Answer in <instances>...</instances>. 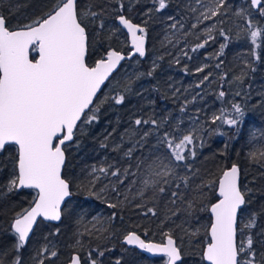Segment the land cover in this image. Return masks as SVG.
Masks as SVG:
<instances>
[{"label": "snow or ice", "instance_id": "snow-or-ice-1", "mask_svg": "<svg viewBox=\"0 0 264 264\" xmlns=\"http://www.w3.org/2000/svg\"><path fill=\"white\" fill-rule=\"evenodd\" d=\"M153 31L159 49L150 53ZM241 34L248 59L238 72H218L216 98L228 108L209 116L201 103L209 69L225 66ZM122 36L128 53L114 46ZM216 44L217 62L196 66L190 96L163 81L182 99L175 111L158 110L161 87L144 82L182 60L193 74L192 54ZM258 65L264 0H10L0 10V264L64 256V264H127L112 247L121 236L124 252L162 264H264V126L245 130L249 109H264V86L252 82ZM213 136L225 138L221 156L243 143V162L219 176L198 166ZM246 168L256 172L249 183ZM126 214L148 224L118 232Z\"/></svg>", "mask_w": 264, "mask_h": 264}, {"label": "trees", "instance_id": "trees-1", "mask_svg": "<svg viewBox=\"0 0 264 264\" xmlns=\"http://www.w3.org/2000/svg\"><path fill=\"white\" fill-rule=\"evenodd\" d=\"M10 0H3V3L0 4V10L5 12L8 11V5ZM12 3H15L16 0H11ZM144 2V0H142ZM130 16L134 19L139 18V14L136 12L130 13ZM155 28H159L158 22L153 25ZM152 36V46L150 48V53H154L159 49V42H158V31H153L151 33ZM189 42L194 43V39L189 38ZM114 46L119 47L124 53L128 51L127 39L126 36H122L118 41L115 42ZM219 45H212L208 47L206 50H201L204 52V55H200V53L192 54L196 58L192 61H187L188 70L191 71L193 74L189 75L184 70H182L183 63L185 61L182 60L181 65L177 66L175 64L168 66L165 65V72L160 77V79L156 80L155 82H148L145 81V86L148 88H154L156 86L161 87L162 95L159 100L156 101L158 105V110H172L175 111L177 109V105L182 97L177 94V98H173L171 95H167V87L163 84V81L170 80L175 87L186 89L188 90L185 94L190 96L191 91L195 87V83L200 79V75L202 74H195V68L197 65H214L217 61L215 59V55L218 52ZM248 48L249 44L243 39V34H241V39L234 41L230 48L226 49V64L225 66L217 70L214 67H210V71L212 72L211 83H208L205 88H203L204 93V101L203 103L204 108L206 109L207 115H212L214 112H218L219 109L224 108L227 110L228 105L221 100L216 98V94L219 90H221V85L223 81L221 80L218 72L228 71L231 73L232 71H239L240 67L242 66V61L248 59ZM207 57V59H206ZM154 58V57H153ZM151 64V60H148L146 63L143 64H133L132 68H147ZM258 71L255 74V79L252 81L254 87L260 88L264 86V65H258ZM132 69H129L131 71ZM123 75V73H122ZM119 80V77L117 78ZM117 86V81L112 82V84L108 85V87H104L103 91L105 93L109 92L112 88ZM229 99L233 98L232 94L234 89H227ZM155 96V93H153ZM259 99V97H257ZM135 104V100H133V106ZM199 106V105H198ZM112 115V113H109ZM107 117L102 120V125H104ZM261 127L264 126V109L255 106L249 109L248 112V123L245 126V130L247 131L250 127ZM215 127V125L213 126ZM98 132L103 131L102 126H98ZM224 137L221 136H213L211 138V147L206 148L202 155L201 160L198 162V166L204 169L210 170L212 173H215L216 176H219L221 169L228 167L233 162H243L242 157H237L236 153L240 152L243 143H234L230 154L228 156H221L220 150L223 148ZM85 144L88 146L86 147V151L90 152L91 141L85 140ZM75 155V154H74ZM256 175L255 169H247L245 170V174L242 176V182L249 183L252 180V176ZM15 207V205L10 206L9 208L5 209V212L10 213L11 208ZM252 208L258 207L257 204H253ZM208 223V216L207 213H201V224L206 225ZM148 224V221L133 215V214H126L124 217V222L121 228L118 229V232H123L124 230H135V231H142L143 227ZM202 234V229H201ZM122 236L120 237V239ZM120 239H115L112 243V247L116 249L115 255H123L124 260L127 264H162L160 257H149L144 255L143 253L137 251L136 249L129 248V251L124 252V249L121 248ZM157 241L160 240V236H155ZM127 248V247H126ZM67 256L61 258V264H64L66 261ZM198 259V256L195 257ZM190 264H192L190 260Z\"/></svg>", "mask_w": 264, "mask_h": 264}, {"label": "water", "instance_id": "water-1", "mask_svg": "<svg viewBox=\"0 0 264 264\" xmlns=\"http://www.w3.org/2000/svg\"><path fill=\"white\" fill-rule=\"evenodd\" d=\"M126 39H127V37H126ZM127 45H128V51H129V48H130V42L128 41V39H127ZM128 51L126 52V53H128ZM111 79V78H110ZM107 83V82H106ZM104 89V87L102 86V90ZM231 165V164H230ZM229 165V166H230ZM228 166V167H229ZM227 168V167H226ZM226 168H224V169H226ZM127 247H130V246H127ZM139 252H141V253H143V254H145L146 256H149V257H159V256H153L152 254H149V253H145V252H142L141 250H139V249H137Z\"/></svg>", "mask_w": 264, "mask_h": 264}, {"label": "rangeland", "instance_id": "rangeland-1", "mask_svg": "<svg viewBox=\"0 0 264 264\" xmlns=\"http://www.w3.org/2000/svg\"><path fill=\"white\" fill-rule=\"evenodd\" d=\"M114 83H115V81H114ZM246 220H247V215H245L244 217L241 218L240 223L243 224Z\"/></svg>", "mask_w": 264, "mask_h": 264}, {"label": "flooded vegetation", "instance_id": "flooded-vegetation-1", "mask_svg": "<svg viewBox=\"0 0 264 264\" xmlns=\"http://www.w3.org/2000/svg\"><path fill=\"white\" fill-rule=\"evenodd\" d=\"M122 239V238H121ZM125 247H127V246H125ZM127 248H131V247H127ZM137 250V249H136ZM138 251V250H137ZM145 255V254H144Z\"/></svg>", "mask_w": 264, "mask_h": 264}]
</instances>
